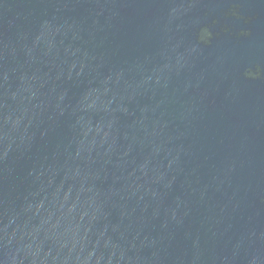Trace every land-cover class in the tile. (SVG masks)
Returning <instances> with one entry per match:
<instances>
[{
	"label": "water",
	"instance_id": "water-1",
	"mask_svg": "<svg viewBox=\"0 0 264 264\" xmlns=\"http://www.w3.org/2000/svg\"><path fill=\"white\" fill-rule=\"evenodd\" d=\"M0 264H264V0H0Z\"/></svg>",
	"mask_w": 264,
	"mask_h": 264
},
{
	"label": "flooded vegetation",
	"instance_id": "flooded-vegetation-1",
	"mask_svg": "<svg viewBox=\"0 0 264 264\" xmlns=\"http://www.w3.org/2000/svg\"><path fill=\"white\" fill-rule=\"evenodd\" d=\"M206 33H207V31H206Z\"/></svg>",
	"mask_w": 264,
	"mask_h": 264
}]
</instances>
